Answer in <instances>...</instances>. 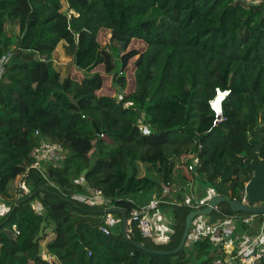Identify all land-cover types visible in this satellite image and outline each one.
<instances>
[{"label": "trees", "instance_id": "obj_1", "mask_svg": "<svg viewBox=\"0 0 264 264\" xmlns=\"http://www.w3.org/2000/svg\"><path fill=\"white\" fill-rule=\"evenodd\" d=\"M63 43L68 74L53 59ZM218 89L229 91L221 121ZM45 142L63 158L32 168ZM252 162H264V0H0V264H216L208 236L148 253L123 237L122 220L104 233L105 207L74 195L100 188L128 218L156 197L174 201L170 242L129 227L173 250L194 209L173 192L178 179L241 200ZM213 214L238 218L234 235L250 229L252 214L227 203Z\"/></svg>", "mask_w": 264, "mask_h": 264}, {"label": "built area", "instance_id": "obj_2", "mask_svg": "<svg viewBox=\"0 0 264 264\" xmlns=\"http://www.w3.org/2000/svg\"><path fill=\"white\" fill-rule=\"evenodd\" d=\"M220 93H224L227 96L229 91L223 92L218 89V95ZM213 101L211 102V106L217 114V121H221L222 107L217 109L213 105ZM139 124L142 132L148 131L143 120H139ZM61 150L62 147L60 144L48 142L42 143L35 147L31 152V155L34 157V163L31 167L41 168L42 162L50 161L51 157H55L56 160L62 159L63 157H58L60 154L53 155L54 152H61ZM193 167L194 164H191L188 167V170H193ZM18 187L23 194H30V189L24 180L18 182ZM170 190L169 187H164V194L169 193ZM74 199L89 206L105 207L103 223L100 226V229L104 233L110 234L112 229L119 222L116 213L110 210L113 206L109 205L110 200L105 196L102 189L90 187L85 193L74 195ZM208 200L202 201L196 205H193L192 203L190 204H192L194 209H200L207 204ZM187 201L189 203V199ZM239 201L242 203H248L246 189L242 191L241 200ZM174 203V201L166 200L163 196L156 197L143 206L132 210L131 217L129 218L130 225L132 221H135L138 223V227L144 237L152 239L156 243H168L170 242L174 230L173 220L164 216V214L159 211V207L163 205H172ZM0 206L4 205L0 203ZM219 208L220 206L216 207L215 210H219ZM5 210L3 208V211ZM260 217V215L252 214L246 218L245 222L251 227L255 221L260 220ZM207 218L208 217L206 216H199L194 219L188 243L190 244L198 240L200 237L208 236L220 252V255L215 260L216 264H258L261 259H264V233L261 230H259V233L257 234L245 232L234 235L237 233L238 218H217L215 222H209L206 224L203 221ZM14 228H16V226H14ZM16 232L19 233L18 230H16ZM42 257L50 262L54 259V256L46 253Z\"/></svg>", "mask_w": 264, "mask_h": 264}, {"label": "water", "instance_id": "obj_3", "mask_svg": "<svg viewBox=\"0 0 264 264\" xmlns=\"http://www.w3.org/2000/svg\"><path fill=\"white\" fill-rule=\"evenodd\" d=\"M220 94L223 97V103L226 95L224 93ZM222 103L220 107H222ZM92 123L96 131L100 133V127L98 123L95 120H93ZM252 167L254 169L253 177L245 187L248 203H242L239 200L231 199L218 193L211 195L206 205H204L200 209H193L188 213L181 241L179 245L173 250H154L147 247L144 243L134 240L129 233L130 222L126 211L116 207H112L110 208V210L119 212L121 214L123 237L134 244L138 249H141L148 253L176 254L179 253L185 247V245H187L194 219L199 216H206L210 219V223L215 222L217 220V217L213 214V212L215 208L220 206L222 203L229 204L230 208L234 212H246L264 216V162H252Z\"/></svg>", "mask_w": 264, "mask_h": 264}, {"label": "rangeland", "instance_id": "obj_4", "mask_svg": "<svg viewBox=\"0 0 264 264\" xmlns=\"http://www.w3.org/2000/svg\"><path fill=\"white\" fill-rule=\"evenodd\" d=\"M9 30V34H18L19 33V26L18 25H15V26H13V27H11V28H9L8 29ZM4 36L5 37H8L7 36V34H4ZM103 39H105V38H103ZM237 51H238V43H236V41H233L232 42V45H231V47H230V51H229V53L230 54H232V55H235L236 53H237ZM53 59H54V64L56 65V67L57 68H59L60 70H62V72L64 73V74H68V71H70V69H71V61H72V58L70 57V56H68L67 54H66V52H65V45H64V43L63 44H60L59 46H58V48H57V50L55 51V53L53 54ZM108 83H111V81H110V79L108 80ZM54 154H60L58 157L59 158H62L63 157V155H61V153H60V151H56V152H54L53 153V155ZM50 159V158H49ZM51 160H56L55 159V157H51ZM50 160V161H51ZM179 183V182H178ZM195 184H196V190L198 191V192H200L201 191V189L202 190H204L205 189V187H207L208 185H206V184H204V182L202 181V180H200V179H196V181H195ZM192 189V188H191ZM191 189H190V186H189V191H188V193L189 194H191ZM183 201H186V202H188L187 200H186V195H184V197H183ZM39 207V206H38ZM3 208H4V206H0V215L4 212L3 211ZM4 210H5V208H4ZM122 220V218H119V222ZM261 221H263V220H261ZM253 226V225H252ZM251 226V227H252ZM250 227V228H251ZM263 233H264V223H263V229L262 228H259ZM250 231H251V229H249ZM248 230V231H249ZM46 232H49L50 231V228L49 229H46L45 230ZM44 231V232H45ZM257 233H259L258 232V229H257V221H255L254 222V229L251 231V234H257ZM45 235V234H44ZM49 235V234H48ZM50 237L48 236V237H46V239L45 240H47V239H49ZM45 240H43L42 242V245L44 246L45 245V243H46V241ZM45 255V253L43 254V256ZM47 258V257H46Z\"/></svg>", "mask_w": 264, "mask_h": 264}, {"label": "crops", "instance_id": "obj_5", "mask_svg": "<svg viewBox=\"0 0 264 264\" xmlns=\"http://www.w3.org/2000/svg\"><path fill=\"white\" fill-rule=\"evenodd\" d=\"M195 181H196V179L188 181V182L187 181L184 182V181L178 179L179 183L176 185L175 188H173V192L175 194H178L179 190L183 189V195H186V200L189 199V203H192L193 205H196V204H198V203H200L202 201L208 200L211 195L216 193L214 191V189L211 186H209V185L207 187H205L204 190L201 189V191L198 192L196 190ZM189 186H190V189L192 188L191 189V194L188 193ZM159 211H161V213L164 214V216H166L168 218H172L171 217V213H170L171 212V206H169V205L164 206L163 205V206L159 207ZM203 222L208 224L210 222V219L207 218ZM263 223H264V220L263 221H260V220L257 221V229H258V231L260 230L259 228L263 229ZM250 229H251V231L254 229V224H253V226ZM251 231L249 230L248 232L251 233ZM245 232H247V231H243L241 229L239 233L242 234V233H245Z\"/></svg>", "mask_w": 264, "mask_h": 264}, {"label": "bare ground", "instance_id": "obj_6", "mask_svg": "<svg viewBox=\"0 0 264 264\" xmlns=\"http://www.w3.org/2000/svg\"><path fill=\"white\" fill-rule=\"evenodd\" d=\"M220 96V95H219ZM219 96H217V97H219ZM216 99V98H215ZM222 103V102H221Z\"/></svg>", "mask_w": 264, "mask_h": 264}]
</instances>
